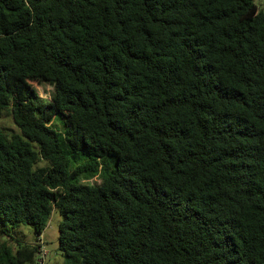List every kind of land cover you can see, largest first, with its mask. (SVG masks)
Segmentation results:
<instances>
[{
  "label": "trees",
  "instance_id": "1",
  "mask_svg": "<svg viewBox=\"0 0 264 264\" xmlns=\"http://www.w3.org/2000/svg\"><path fill=\"white\" fill-rule=\"evenodd\" d=\"M55 210L64 264H264L255 0H0V264Z\"/></svg>",
  "mask_w": 264,
  "mask_h": 264
},
{
  "label": "rangeland",
  "instance_id": "2",
  "mask_svg": "<svg viewBox=\"0 0 264 264\" xmlns=\"http://www.w3.org/2000/svg\"><path fill=\"white\" fill-rule=\"evenodd\" d=\"M260 9L264 10V0H255ZM34 87L39 91V93L46 99H50L53 93V86L48 83H37L32 82ZM3 123L7 126H13L14 121H12L11 116L4 118ZM53 128L58 131H63V124L59 118L54 120L52 124ZM12 128V127H11ZM91 183H100L101 178L95 177L91 179ZM62 220V216L58 211H54L42 236H38L33 228L29 225H18V226H7V232L9 235L16 239L12 240L10 236L3 235L4 240L11 239V244H17L18 240L25 242H38L41 244L40 254L37 255L36 262H26V264H64V258L62 252L59 250V223ZM40 258V259H39ZM39 259V260H38Z\"/></svg>",
  "mask_w": 264,
  "mask_h": 264
}]
</instances>
